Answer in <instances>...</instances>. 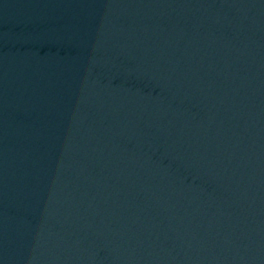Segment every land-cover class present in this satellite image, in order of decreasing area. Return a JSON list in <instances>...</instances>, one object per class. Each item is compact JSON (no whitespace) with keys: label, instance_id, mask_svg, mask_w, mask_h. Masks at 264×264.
<instances>
[{"label":"water","instance_id":"95a60500","mask_svg":"<svg viewBox=\"0 0 264 264\" xmlns=\"http://www.w3.org/2000/svg\"><path fill=\"white\" fill-rule=\"evenodd\" d=\"M0 264H264V0H0Z\"/></svg>","mask_w":264,"mask_h":264}]
</instances>
